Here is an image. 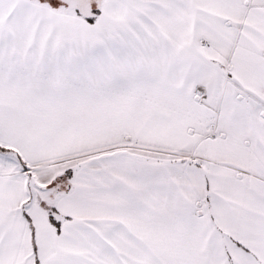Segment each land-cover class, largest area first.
<instances>
[{
  "label": "snow or ice",
  "instance_id": "6c2138e0",
  "mask_svg": "<svg viewBox=\"0 0 264 264\" xmlns=\"http://www.w3.org/2000/svg\"><path fill=\"white\" fill-rule=\"evenodd\" d=\"M0 264H264V0H0Z\"/></svg>",
  "mask_w": 264,
  "mask_h": 264
}]
</instances>
